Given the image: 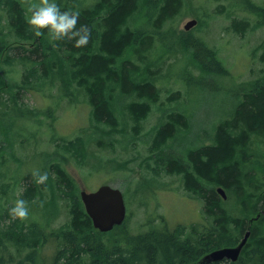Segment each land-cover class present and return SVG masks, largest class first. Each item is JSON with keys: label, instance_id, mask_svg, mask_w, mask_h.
I'll list each match as a JSON object with an SVG mask.
<instances>
[{"label": "trees", "instance_id": "trees-1", "mask_svg": "<svg viewBox=\"0 0 264 264\" xmlns=\"http://www.w3.org/2000/svg\"><path fill=\"white\" fill-rule=\"evenodd\" d=\"M62 1L58 3L61 11L79 14L77 28L87 25L91 29V40L86 47L51 41L47 30L36 37L26 30V16H29L21 1L0 0L17 39L16 45H10L0 38V54L6 52L8 64L13 62L14 52L26 65L33 61L24 71L25 85L42 78L59 77L70 100L75 91L85 94L93 120L106 126L104 136L95 138L96 143L106 145L108 137L117 132L120 105L127 123L138 135L153 104L160 98L157 86L160 61L147 57V53L155 47L157 31L180 11L183 0H97L83 7L81 0ZM246 5L253 6L247 0ZM254 9L264 17L263 6ZM140 17L144 22L138 25L136 21ZM247 25L238 20L232 23L235 31ZM183 34L174 39L175 43L192 47L204 69L227 73L203 40L187 30ZM25 43L35 45L26 47ZM169 46L165 43L162 51H170ZM260 48V61L264 63V43ZM5 75L2 71L1 83ZM51 111L50 107L46 113L51 115ZM188 126L184 112H166V118L153 131L147 157L152 162L148 168L152 177H159L162 172L182 174L185 188L204 200L209 224H191L188 234L184 225L172 228L166 221L133 232L129 213L121 225L100 231L86 211L80 183L61 161H56L51 165L54 176L49 174L45 184L27 181L22 193L21 199L43 210V221L30 212L23 221L12 219L9 211L2 215L0 264H264V77L256 79L245 91L233 117L216 125L210 144L182 151L173 149L171 142L187 131ZM91 138L58 137L55 160H68L59 152L70 148L80 163L86 161ZM61 140L67 144H61ZM218 186L226 189L227 198L217 191ZM230 201L238 204L239 213L229 211ZM61 206H68L69 219L54 227L52 223ZM248 229L251 235L237 261L204 260L214 249L237 245ZM47 244L52 245V251L43 254Z\"/></svg>", "mask_w": 264, "mask_h": 264}, {"label": "rangeland", "instance_id": "rangeland-1", "mask_svg": "<svg viewBox=\"0 0 264 264\" xmlns=\"http://www.w3.org/2000/svg\"><path fill=\"white\" fill-rule=\"evenodd\" d=\"M20 1L29 17L30 4L39 3V0ZM96 1L81 0L80 6ZM247 1L252 8L247 7L246 0H183L180 11L157 31L155 47L147 53V57L160 61L157 79L160 98L153 104L138 135L133 133V126L127 123L123 105H120L119 127L108 137L111 144L96 143V137L104 136L105 125L93 120L92 107L85 94L75 91L70 100L64 94L66 88L60 84L59 77L42 78L25 85L24 71L34 64L33 61L26 65L14 52L13 62L8 64L6 52L1 53L0 76L2 71L6 75L4 82L0 81V219L17 199L22 198L27 181H34L33 170L47 173L49 179V174L55 175L51 165L61 161L81 189L92 191L102 184L119 187L124 192L127 212L131 213L129 222L133 232L166 221L172 228L184 225L188 234L191 224H209L204 200L185 188L183 175L162 172L159 177H152L148 168L152 161H147V157L154 128L166 118V112L182 111L189 123L188 130L171 142L173 149L182 151L210 144L216 134V125L232 118L245 91L256 79L264 77V63L260 61L264 17L254 9V6L264 7V0ZM54 2L58 4L59 0ZM191 19H196L197 24L189 33L203 40L216 53L217 61L227 69L226 74L204 69L192 47L175 43L174 39L184 33L185 24ZM234 20L245 21L248 25L235 31ZM136 22L139 25L144 21L140 17ZM0 38L10 45L17 44L3 2L0 3ZM165 43L171 44L170 51H162ZM24 45L33 47L35 44ZM50 107L51 115L46 113ZM76 136L86 139L92 136L87 144L86 161L80 163L70 148L59 152L68 160H55L59 149L57 138ZM59 142L67 144L65 140ZM231 201L227 208L238 212V204ZM28 208L32 216L43 221V210L30 202ZM67 214L68 206H61L52 225L59 227L68 222ZM51 247L45 245L43 254H49Z\"/></svg>", "mask_w": 264, "mask_h": 264}, {"label": "clouds", "instance_id": "clouds-1", "mask_svg": "<svg viewBox=\"0 0 264 264\" xmlns=\"http://www.w3.org/2000/svg\"><path fill=\"white\" fill-rule=\"evenodd\" d=\"M31 16H26V30L31 31L36 37L47 30L51 41L72 42L73 47H86L91 40V29L87 25L79 23V14L72 11H61L60 6L54 0H39L29 6ZM32 176L37 184H45L48 180L47 173H40L38 169L33 170ZM9 216L12 219L25 220L29 215L28 202L24 199H17L9 209Z\"/></svg>", "mask_w": 264, "mask_h": 264}, {"label": "water", "instance_id": "water-1", "mask_svg": "<svg viewBox=\"0 0 264 264\" xmlns=\"http://www.w3.org/2000/svg\"><path fill=\"white\" fill-rule=\"evenodd\" d=\"M197 23V20H189L185 24V29L189 30ZM222 195L225 190L222 187L217 189ZM80 195L87 213L93 220V224L100 231L107 232L121 225L127 218V205L124 192L110 184H102L97 189L88 191L82 187ZM251 235L248 229L243 239L234 246L219 247L208 252L205 260L208 262L229 259L237 261L241 252Z\"/></svg>", "mask_w": 264, "mask_h": 264}, {"label": "bare ground", "instance_id": "bare-ground-1", "mask_svg": "<svg viewBox=\"0 0 264 264\" xmlns=\"http://www.w3.org/2000/svg\"><path fill=\"white\" fill-rule=\"evenodd\" d=\"M191 20H193V19H191ZM195 20H196V19H195ZM196 24H197V23H196ZM196 24H195V25H196ZM184 28H185V27H184ZM190 29H191V28H190ZM190 29H189V30H190ZM185 30H187V29H185ZM189 30H187V31H189ZM219 187H222V188L225 190V195L223 194V197H224V198H227V192H226V189H225L223 186H219ZM219 187H218V188H219ZM218 188H217V189H218ZM217 191H218V190H217ZM218 192H219V191H218ZM219 193H220V192H219ZM220 194H221V193H220ZM221 195H222V194H221ZM234 217H235V216H234ZM236 227H237V226H236ZM235 238H236V237H235ZM232 240H233V239H232ZM234 241H235V240H234ZM204 258H205V257H204ZM204 260H205V259H204Z\"/></svg>", "mask_w": 264, "mask_h": 264}]
</instances>
